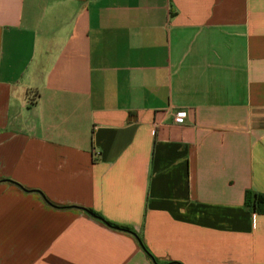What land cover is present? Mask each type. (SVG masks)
<instances>
[{
    "label": "crops",
    "instance_id": "0c3cea01",
    "mask_svg": "<svg viewBox=\"0 0 264 264\" xmlns=\"http://www.w3.org/2000/svg\"><path fill=\"white\" fill-rule=\"evenodd\" d=\"M253 194L264 0H0V264H264Z\"/></svg>",
    "mask_w": 264,
    "mask_h": 264
},
{
    "label": "trees",
    "instance_id": "16d2710c",
    "mask_svg": "<svg viewBox=\"0 0 264 264\" xmlns=\"http://www.w3.org/2000/svg\"><path fill=\"white\" fill-rule=\"evenodd\" d=\"M246 202H247V206H249L251 208V210L259 212V213L264 212V196H262L260 194L248 195ZM88 211L91 214H93L94 216H96L100 219H103L108 225H110L112 227L135 233V231H133V229L127 225L118 224V223L108 221V220L104 219L99 213H97L93 210H90V209H88ZM137 237L139 238L141 245L145 248V246L142 242V239L138 235H137Z\"/></svg>",
    "mask_w": 264,
    "mask_h": 264
},
{
    "label": "built area",
    "instance_id": "2783aa9c",
    "mask_svg": "<svg viewBox=\"0 0 264 264\" xmlns=\"http://www.w3.org/2000/svg\"><path fill=\"white\" fill-rule=\"evenodd\" d=\"M185 111H180V112H178V114H177V117L180 119V120H183V118L185 117Z\"/></svg>",
    "mask_w": 264,
    "mask_h": 264
}]
</instances>
